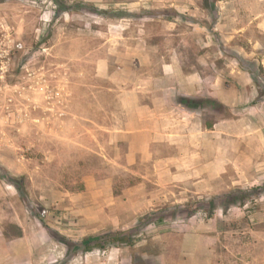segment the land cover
Here are the masks:
<instances>
[{
  "label": "rangeland",
  "instance_id": "rangeland-1",
  "mask_svg": "<svg viewBox=\"0 0 264 264\" xmlns=\"http://www.w3.org/2000/svg\"><path fill=\"white\" fill-rule=\"evenodd\" d=\"M133 1L0 0V264H264V112L202 184L127 167L106 130L122 116L116 83L172 49L188 72L262 66L264 0ZM202 8L209 36L185 39ZM115 234L132 244L83 250Z\"/></svg>",
  "mask_w": 264,
  "mask_h": 264
},
{
  "label": "crops",
  "instance_id": "crops-1",
  "mask_svg": "<svg viewBox=\"0 0 264 264\" xmlns=\"http://www.w3.org/2000/svg\"><path fill=\"white\" fill-rule=\"evenodd\" d=\"M126 6L147 5L146 1L135 0ZM206 12L202 8L200 17L187 18L190 26L200 25L201 29L196 26L180 33L185 34V39H197L200 32L199 38L209 36ZM146 18L135 17L134 20L144 22ZM253 22L264 33V12ZM173 34L178 35L177 32ZM218 51L226 58L221 50ZM179 54L178 49H172L169 61L149 60L150 65L156 66L155 70H131L126 74L127 81L116 83L120 89L122 116L120 119L115 116V125L106 130L113 144L120 142L127 146V167L150 168L160 178L202 184L203 180L222 174L227 162H233L231 145L235 136L243 137L238 139L240 143L241 140L251 141L259 134L246 119H249L248 112H264V96L260 98L262 86L256 83L254 73L240 68L233 59L232 64L226 62L227 69L217 65L211 67L205 61L206 68L188 72ZM146 62L141 61L144 68L148 66ZM107 72L105 75L109 76ZM87 119L93 118L88 116ZM245 125L246 130L240 132ZM5 194L0 178V232L5 214L1 201Z\"/></svg>",
  "mask_w": 264,
  "mask_h": 264
},
{
  "label": "trees",
  "instance_id": "trees-1",
  "mask_svg": "<svg viewBox=\"0 0 264 264\" xmlns=\"http://www.w3.org/2000/svg\"><path fill=\"white\" fill-rule=\"evenodd\" d=\"M55 1H57V0H55ZM248 70H251V72L254 73V79H255L256 83H258V85H260L259 84V81H260L259 73H261L262 66H259V65L256 66L255 64H253V68L248 69ZM262 87L264 88V85H262ZM261 96H263V95H261ZM258 188H256V189H258ZM98 240L101 241L100 245H91V243L93 241L95 242ZM127 242L132 244V241L130 239H127L126 236H123L121 234H115V235H104V236H100V237H89L84 242H82V245H83L84 251H92L94 248H99V249L103 250V249H106L109 245L113 246L116 244H124ZM75 246L79 247V246H81V243L76 244ZM70 250H71V248H70Z\"/></svg>",
  "mask_w": 264,
  "mask_h": 264
}]
</instances>
